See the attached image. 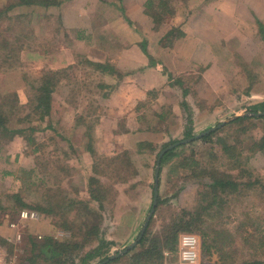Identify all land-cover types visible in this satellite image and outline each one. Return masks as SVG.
Returning <instances> with one entry per match:
<instances>
[{"label":"rangeland","instance_id":"obj_1","mask_svg":"<svg viewBox=\"0 0 264 264\" xmlns=\"http://www.w3.org/2000/svg\"><path fill=\"white\" fill-rule=\"evenodd\" d=\"M5 1L3 8L12 3V0ZM148 1L124 0V8L120 10V4H116L114 0H61L58 8L17 9L10 14L13 24L18 21L19 16H26L22 20L25 26H28L27 31L33 39L35 50L43 54L44 51L45 54L50 51L51 54L47 57L57 55L59 61L54 63L50 58L32 61L23 55L11 73L0 76V88L4 92L5 89L16 92L20 102L26 105L27 92H31L34 80L42 79L43 70L63 69L59 71L63 77L58 81L53 100V128L44 130L48 126L47 122L37 121L31 124L41 129L34 135L36 141L33 143H28L26 137L20 136L12 142L0 138V248L6 255L4 264H23L28 262L29 258L39 255L38 251L32 250L31 238L39 242L46 237L60 242L82 240L81 235L74 238V230L76 231L75 227L79 229L84 221L95 224L99 222L100 237L97 238L114 243L112 251L121 252L138 240L152 210L157 159L162 150L186 140L185 134L189 130H192L196 137L226 123L214 131L224 129L217 133L212 141H201V137L190 143L178 144L174 149L180 147L178 151H181V146L187 145L189 149H185L181 154L187 152L185 155L190 157L192 150L201 163L219 167L227 173L230 168L226 157L219 156V159H214L215 153L222 155L218 140L241 139L248 142L252 137L260 140L264 136V119L258 121L255 124L257 126H251L247 132L238 133L235 128H226V125L235 121H230L235 116H253L249 110L259 101L264 103L262 98L250 99L242 95L246 90L244 86L234 91V98L230 101H225L220 96L212 97L208 95L211 93L210 86L201 78L200 70L195 65H189L185 71L182 67L175 70L165 63H158L157 68L163 73V83L158 81L156 87L159 89L151 90L148 97L147 94L141 93L143 90L131 92L136 89L131 87L124 89L126 93L131 92L130 95L121 96L118 89V93L115 90V86H119L120 82L111 76L108 78L111 84L105 92L107 97L103 98L104 100L91 89L99 81L96 75L99 71L92 62H98L97 59H118L122 54H119L121 37L127 39L125 42L130 44V47L132 44L131 49L137 50L138 59H150L151 63L163 58L155 52H152L155 56L147 58L149 56L145 51L150 52L149 36L155 31L168 33L175 26L173 22L176 23L177 17L172 15V11H177L181 0H163L169 13L159 7L161 0H152L157 7V13H163L160 14L163 23L157 26L154 22V27L145 15L149 9ZM73 11L88 13L92 18L94 11L100 19L108 18L107 28L111 27L112 33L103 37L110 38L120 46L105 42L102 49L98 34L94 32L96 23L91 22L92 18L88 19L87 30L82 33L87 39H77V35L69 29L76 24V20L80 21L82 16L68 14ZM130 20L133 24H138L139 29L134 27ZM19 25L20 23L16 25V29ZM14 34L16 36L17 32ZM63 61L68 64L60 65L59 62ZM107 64L112 65L110 62ZM184 74L187 76L184 77ZM129 80L130 84H134L136 79ZM230 82L233 85L237 83L222 81L221 89H229ZM147 84V81H143L138 82L137 86L146 88ZM183 90H187L188 95L184 96ZM238 91H241V95L236 94ZM217 102L220 104L215 109L213 105ZM26 112L29 113V110ZM146 142L155 144L156 150L145 151L140 144ZM244 157L250 159L245 162L248 175L244 176L242 181L257 179L260 185H264V154H252L245 150ZM180 158H174L163 166L161 161L158 204L145 232V235L148 234L151 238L163 234L175 218L181 219L182 211L193 210L197 192L210 182L208 179H194L189 170H180ZM23 170H36L31 181L37 183V186L29 191L25 190L29 203L42 204V201H45L42 197H46V192L51 187L67 200L62 203L61 214L47 216L36 211L40 216L39 220L20 224L19 231L24 239L17 244L8 242V239L15 235L10 223L19 222V211L14 210L11 196L19 192L21 187H25L16 179L23 175ZM120 171L123 172V177L119 175ZM237 174L236 171L234 175ZM91 180H94V183ZM35 189H38V192ZM91 189L95 191L96 196L103 198L102 205L91 198ZM251 197L252 199H244L242 203L229 204L223 219L216 220L215 223H218L217 230L225 229L236 240L238 260L254 262L264 259V256H259L264 250L255 251L243 245V237L257 231L253 228H249L247 233L239 231V222L244 220L240 213L253 209L252 214L264 222V191L257 187ZM91 211L97 217L91 214ZM76 232L79 234V231ZM258 233L260 234L259 231ZM141 241L135 248L139 249ZM97 245L98 241L94 240L84 251ZM167 253L169 258L176 255L165 250L163 260L159 264L171 261L166 256ZM42 258L41 256L38 259L39 264H44ZM75 262L80 263L77 258ZM124 263L129 264L130 261L126 259ZM217 263L219 264V258L215 251L205 256L202 253V264Z\"/></svg>","mask_w":264,"mask_h":264},{"label":"trees","instance_id":"obj_2","mask_svg":"<svg viewBox=\"0 0 264 264\" xmlns=\"http://www.w3.org/2000/svg\"><path fill=\"white\" fill-rule=\"evenodd\" d=\"M60 1L61 0H12L10 5L0 9V76H7L11 73L14 68L17 67L16 64L21 60L23 55L27 56L28 59H32V61L44 58H50L54 62L59 61L57 55L47 57L51 54L50 51L49 53L46 52V54L44 51L43 54L35 50L33 39L27 31L28 26H25L22 20V18L26 16H19L17 18L18 21L13 24V19L10 14L17 9L29 10L41 7L45 10H49L58 8L61 4ZM153 1L151 0L148 3V13L153 18L155 24L160 26L163 23L160 14L163 13H157L155 10L157 7ZM159 7L163 11L165 9L166 12H170L167 9V4L163 3V0H161ZM18 23H20V25L16 29ZM15 31L17 32L16 36L14 34ZM177 32H179L177 28H172L168 31L162 42L168 43V41H170L172 43L178 38V36H176ZM77 36H80V34L78 33ZM81 38L82 40L84 39L83 36ZM95 66L97 69L100 68L98 69L99 71L102 70L104 72L114 73L110 65L95 64ZM60 70L63 69L54 71L43 70L44 75L42 79L34 80L31 92H27L28 102L26 105L20 102L16 92L10 91V89H5L6 92H4L0 88V138H3L6 142H12L17 136H20L26 137L28 143H33L36 141L34 135L41 129L35 128L31 124L37 121L41 123L47 122L48 126L44 128V130L53 128L51 119L54 114L53 100L57 91L56 87L58 81L63 77V75L61 76L62 73L59 72ZM27 109L29 113L26 112ZM249 113H264V103H259L251 107ZM262 119H264V116H242L226 125V128L227 126L235 128V131L238 133L247 132L251 126H257L255 124ZM223 130L224 129L205 135L202 137L201 141L210 142L217 133ZM194 136L192 130H189L185 134L186 139ZM218 141L220 143L219 145H221L220 154L222 155L215 153L214 159H219V156L226 157V161L230 168L227 173L221 171L219 167H214L213 165L211 167L205 162L204 164L201 163L192 150L190 151L192 153L190 157L185 155L187 152L181 154L185 149H189L187 145L181 146V151H178L179 147L170 150L164 155L162 158V166L174 158L181 157L178 167L180 170H189L194 179H208L210 182L205 185V187L203 186L204 189L201 187L197 192L194 209L182 211L181 219L175 218L172 220L163 234L152 238L146 234L139 244L142 246L139 247L141 251L135 248L126 255L111 260L106 264H126L124 263L126 259L130 261L129 264H159L163 260V252L165 250L173 253L177 252L179 235L184 233L198 234L202 240L203 255H211L212 251H215L219 258V264H264V259H257L254 262L246 259L242 261L238 260V246L236 245V240L225 231V229L217 230L216 225L218 223H215L216 220L223 219L229 204L237 202L242 203L244 199H252L251 195L257 190V187L264 191V185H260L257 179L242 181V179L245 178L244 176L248 175L247 171H245V166L247 165L245 162L250 159V157H244L245 150L252 154L256 152L264 154V136L260 140L252 137L248 142L241 141V139L227 141L224 140V138H220ZM140 146L144 148L145 151L153 152L156 150L155 144L152 143H141ZM91 153L92 155L94 154L93 151ZM122 162L126 163L125 161ZM35 171L23 170V175L16 177L25 187H21L19 192L11 196L14 210L20 213L22 210L29 209L30 211H39L47 216L61 214L60 210L63 208L62 203L66 202L67 199L59 196L58 191L53 187L46 192V197H42V200L45 198L42 204L29 203L27 201L25 190L29 191L37 186V183L31 181V177ZM236 171L238 174L234 175ZM119 175L123 177V172L120 171ZM91 182L94 183V180H91ZM35 190L38 192V189ZM90 193L91 198L102 205L103 198L96 196L93 189L90 190ZM251 207L253 208V205ZM252 210L253 209H250L248 212L240 213V216L241 214L244 216V220L239 222V231L247 233L249 228H253L257 233L244 236L242 243L255 251L264 250V222H261L258 219L259 217L252 214ZM90 213L97 217L92 211ZM230 217L231 216H229V219ZM83 223V225L78 227L79 229L75 227L76 231H79V234L74 230V238L81 235L83 240L82 243V240L76 239L73 241L60 242L55 241L52 237H46L43 241L39 242L37 239L31 238L30 244L33 246L32 250L38 251L39 255L32 259L29 258L27 260L28 262H24L23 264H39L38 259L41 256L43 257L41 261L44 264H77L75 262L76 258L79 259V264H101L119 252L112 251L114 243L97 238L100 237L99 222L95 224V222L84 221ZM220 226H222L221 222ZM94 240L98 241V245L88 251H84L85 247ZM243 245L242 247H245ZM10 247L12 246L10 245ZM259 256L263 257L264 251L260 253Z\"/></svg>","mask_w":264,"mask_h":264},{"label":"crops","instance_id":"obj_3","mask_svg":"<svg viewBox=\"0 0 264 264\" xmlns=\"http://www.w3.org/2000/svg\"><path fill=\"white\" fill-rule=\"evenodd\" d=\"M123 1L114 0L116 4H120V10L124 8ZM5 2V0H0V9H3L2 5ZM107 5L106 3L105 6ZM148 12H145V15L149 19L148 22L154 27V20ZM68 14L82 16L80 21L76 20V24L72 25L69 31L76 35L85 33L87 30L86 23L89 18H92L90 14L82 11H73ZM92 14L95 20L92 18L91 22L96 23L94 32L98 34L100 47L103 49L105 42L119 45L110 38L106 37L105 39L103 37L112 33V28H107L108 18L100 19L94 11ZM172 15L177 17L176 23L173 22L175 25L173 28H177L179 31L176 33L178 38L172 44L170 41L168 43L162 42L167 33H163V35L161 32L155 31L149 36L150 52L145 51V53L149 56L147 58L155 56L152 52L159 53L163 58L156 59L157 62L151 61L150 63V59H138L137 50L131 49L132 44L130 47V44L125 42L126 38L123 37H121L122 45L119 50V54H122L118 59H97L98 62H92L102 65L107 64V62L112 64L110 66L114 73L99 71L100 68H96L100 72L96 74L99 81L91 89L93 88L102 100L107 97L105 92L109 90L111 84L108 82L110 76L120 82L119 86H115V90L117 93L119 91L121 96L130 95L131 92H139V89L143 90L141 93L147 94L148 97L151 90L159 89L156 87L158 81L163 83V73L157 67L159 64L164 65L165 63L175 70L182 67L181 69L185 71L189 65H195L200 70L201 78L210 86L211 93L208 95H212V97L220 96L225 101H230L234 98V91L244 86L246 90L242 92V95L250 99L262 98L261 101L264 102V0H181L177 11L175 12L174 9ZM129 22L133 24L131 20ZM133 26L139 27L138 24H133ZM81 34L77 36V39L82 40V35L83 40L87 39V36ZM136 46L138 49V45ZM122 48L124 49L122 50ZM98 51L100 52L99 49ZM59 64L65 65L68 62L63 61ZM186 76L184 74V77ZM129 79H136L137 82L135 83L136 80H134V84H130L129 81L131 80ZM142 80L148 82L146 88L137 86L138 82H143ZM226 80L237 83L233 85L230 82L229 89H221L222 81ZM126 87L136 89L126 93L124 92ZM236 94L241 95V91ZM183 95H188V91L183 90ZM204 100L206 99L204 98ZM218 104L220 103L217 102L213 105L215 109L218 108Z\"/></svg>","mask_w":264,"mask_h":264},{"label":"built area","instance_id":"obj_4","mask_svg":"<svg viewBox=\"0 0 264 264\" xmlns=\"http://www.w3.org/2000/svg\"><path fill=\"white\" fill-rule=\"evenodd\" d=\"M40 216L35 211L22 210L19 213V222L10 223L11 229L15 231V235L12 239H8L10 243H21L22 233L19 231L20 224L27 223L29 221H37ZM4 253V256H2ZM166 256L169 258V254ZM4 258H6L5 252L0 248V264H4ZM166 264H202V241L201 238L192 233H185L179 237L177 252L175 257L169 258Z\"/></svg>","mask_w":264,"mask_h":264},{"label":"water","instance_id":"obj_5","mask_svg":"<svg viewBox=\"0 0 264 264\" xmlns=\"http://www.w3.org/2000/svg\"><path fill=\"white\" fill-rule=\"evenodd\" d=\"M251 115L253 116H256V117H260V116H264V113H252ZM242 116H248V115H240V116H235L233 117L230 121H233V120H236L237 118L239 117H242ZM226 123H223V124H220L218 127L216 128H212L211 130L201 134V135H198L196 137H193V138H189V139H186L180 143H177V144H174V145H170L168 146L167 148H165L164 150H162L158 156V159H157V165H156V171H155V193H154V201H153V206H152V210L147 218V221L145 222V225L141 231V234L138 238L137 241H135L133 244H131L127 249L121 251V252H118L116 254H114L112 257H110L108 260H106L105 262L101 263V264H106L107 262L111 261V260H114L120 256H123V255H126L127 253H129L130 251H132L133 249H135V247L138 245L139 241L142 240L143 236L145 235V232L149 226V223L151 221V219L154 217V213L156 211V207H157V204H158V196H159V178H160V172H161V161H162V158L164 157V155L169 152L170 150L174 149L178 144H184V143H190L192 141H194L195 139L197 138H201L205 135H208V134H211L212 132H214L215 130L223 127Z\"/></svg>","mask_w":264,"mask_h":264}]
</instances>
